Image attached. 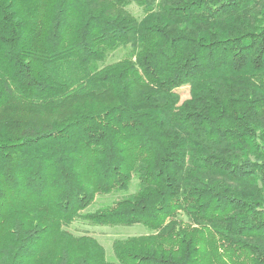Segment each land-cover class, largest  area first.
<instances>
[{"label": "trees", "instance_id": "trees-1", "mask_svg": "<svg viewBox=\"0 0 264 264\" xmlns=\"http://www.w3.org/2000/svg\"><path fill=\"white\" fill-rule=\"evenodd\" d=\"M0 264H264V0H0Z\"/></svg>", "mask_w": 264, "mask_h": 264}, {"label": "rangeland", "instance_id": "rangeland-1", "mask_svg": "<svg viewBox=\"0 0 264 264\" xmlns=\"http://www.w3.org/2000/svg\"><path fill=\"white\" fill-rule=\"evenodd\" d=\"M130 9L136 15H142V11L136 6L132 5ZM126 55L125 50L118 51L115 53L109 61H115L123 58ZM114 197H98L95 205L92 207L96 209L104 204L113 202ZM68 229L77 234L87 233L95 236L105 247L108 257H114L113 253V242L116 238H125L127 236L141 235L146 232V228L142 225L124 226V227H109V226H98L93 225L82 220L74 222Z\"/></svg>", "mask_w": 264, "mask_h": 264}]
</instances>
